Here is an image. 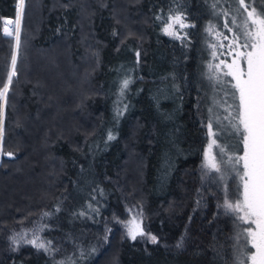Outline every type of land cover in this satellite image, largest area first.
Here are the masks:
<instances>
[{"label":"trees","instance_id":"1","mask_svg":"<svg viewBox=\"0 0 264 264\" xmlns=\"http://www.w3.org/2000/svg\"><path fill=\"white\" fill-rule=\"evenodd\" d=\"M129 1L26 0L4 108L5 151L14 157L0 158V264H236L234 218L218 207L224 182L202 168L210 99L201 71L216 0ZM16 4L0 0V81L15 50L2 21L15 18ZM170 8L195 25L184 43L156 19ZM127 77L128 109L117 123ZM109 130L116 139L107 140ZM129 199L158 243L121 234ZM89 203L98 212L79 215ZM42 210L51 215L40 218L49 226L41 236L60 251L11 250L7 233Z\"/></svg>","mask_w":264,"mask_h":264},{"label":"snow or ice","instance_id":"2","mask_svg":"<svg viewBox=\"0 0 264 264\" xmlns=\"http://www.w3.org/2000/svg\"><path fill=\"white\" fill-rule=\"evenodd\" d=\"M25 7L26 0H17L15 18L2 21V34L14 39L15 50L7 78L0 81V158L14 157L13 152L5 151L4 108L17 74ZM217 7L218 0L212 4L214 10ZM214 15L224 17L222 28L231 35L216 30L217 26L209 22L206 31L216 37V42L210 45L211 57L212 61L218 62L210 61L207 64L208 79L214 82V87L218 86L224 91V96L231 103H227V100L223 103L213 101L214 107L218 105L225 109L227 114L222 118L213 114V107L208 109L209 116L205 123L207 144L203 149L202 168L205 175L211 172L220 174L219 178L224 182L223 204L218 207L234 218L239 229L235 235L236 264H264V0H228V6L219 13L214 12ZM156 19L161 24L163 34L182 43L187 40V29L195 27L188 22V17L180 8H170L167 15H158ZM136 55L139 58V52ZM132 82L131 77L120 82L114 107L117 123L128 109L122 98ZM223 121H227V125ZM224 127L231 131L235 144L218 142ZM114 139L116 136L109 130L107 140ZM229 178L234 181L231 186L228 184ZM87 207L98 212L91 203ZM135 207L127 211L131 214ZM56 210L59 211V208ZM50 215L49 212L42 213V217ZM79 215L86 213L81 211ZM119 222L124 225L126 235L131 240L141 237L154 244L159 242L156 235L146 232L142 208L128 220ZM48 227L37 224L33 228L14 232L9 237L12 250L18 251L21 245H31L38 251L54 256L60 249L52 240L41 236ZM104 239L107 240V237ZM182 246L183 237L177 243V247ZM80 255L83 257L84 253L81 251ZM56 264H76V260L67 257Z\"/></svg>","mask_w":264,"mask_h":264},{"label":"rangeland","instance_id":"3","mask_svg":"<svg viewBox=\"0 0 264 264\" xmlns=\"http://www.w3.org/2000/svg\"><path fill=\"white\" fill-rule=\"evenodd\" d=\"M120 2L124 5V6H127V5H130L132 2H130L129 0H120ZM225 1L224 0H222V2H220L219 0H218V9H215V10H213V12H220L222 9H224V8H226L227 6H228V2H226V3H224ZM233 7H234V5H233ZM80 15V20L81 21H83L84 20V14L83 13H80L79 14ZM216 16V18H215V25L217 26L216 27V30H218V31H223V32H225V34H227V35H231L230 33H227V31L225 30V29H223L222 28V24H223V22H224V17L222 16V15H215ZM218 16V17H217ZM12 19H14V18H12ZM209 25H206V27H205V32H206V35H208V47H209V56H208V60L206 61V63H205V65H204V68H203V70L201 71V74L206 78V80H207V84H208V86H209V90L207 91V93H208V95H207V98H209L210 99V102H209V104L207 105V108L209 109L210 107H213V113L215 112V115H217V116H220L221 118L222 117H224L227 113L225 112V109L223 108V107H219L218 105L217 106H213V101H219V102H221V103H223L225 100H227V103H231V100L229 99V98H227V97H225L224 96V91L220 88V87H214V82L213 81H210L209 79H208V69H207V64L211 61V62H218V61H212V57H211V48H210V45L212 44V43H215L216 42V37L214 36V34H209L207 31H206V28L208 27ZM14 40V39H13ZM14 44H15V41H14ZM216 109V110H215ZM223 123H224V125H227V121H223ZM219 143H221V144H235L236 143V140H235V138L232 136V134L231 133H228V131L226 132V131H223L222 132V136H221V138H220V141H219ZM135 166V171H136V168H137V164H135L134 165ZM211 174H214V175H217V176H215L217 179H218V176H220V174H218V173H215V172H211ZM137 175V174H136ZM216 178H215V180H216ZM212 180H214V179H212ZM228 184L231 186V185H233L234 184V181L231 179V178H229L228 179ZM83 196V194L82 193H80L79 194V199L81 198ZM133 206H136L135 208H134V211H133V213H129L128 211H127V209L128 208H133ZM77 208V207H76ZM141 208V205L140 204H138V202H136V201H133L132 199H129L128 201H127V203L125 204V213H124V217H123V219H122V221H126V220H128L129 218H130V216L132 215V214H135V211H138L139 209ZM89 210V208L86 206V208L85 209H79V211H78V213H80L81 211H83V212H87ZM143 210V209H142ZM49 212V211H48ZM42 213H44V210H42L41 211V214H37L35 217L36 218H29V220L28 221H26V222H24L23 224H21V225H19L16 229H12L11 231H9L7 234H8V237H10L14 232H19V231H21V229H30V228H33L34 227V225H37V224H44V223H42L41 221H40V218L42 217ZM157 214V211L155 210V211H153V212H150V215H156ZM163 214H164V216H163V218H165V216H167V212H163ZM146 216H147V214L145 213V211L143 210V226L145 227V230H146V226H147V222H146ZM121 225V227H120V230H121V234L123 235V237H128L127 235H126V229H125V227H124V225L121 223L120 224ZM234 231H236V232H238L239 231V229L236 227V225L234 224ZM146 232H150V231H147L146 230ZM151 233V232H150ZM152 234V233H151ZM29 238H31V234H29ZM129 238V237H128ZM137 239L138 240H141V241H150V240H148V239H146V238H141V237H137ZM8 240V242H9V248L12 250V247H11V242H10V240H9V238L7 239ZM27 246H29V247H31V248H34V247H32L31 245H21L19 248H21V247H26L27 248ZM2 249H6L4 246L3 247H1ZM35 249V248H34ZM234 249H236V247L234 248ZM111 251H113V247H112V250ZM105 264H109V261H107Z\"/></svg>","mask_w":264,"mask_h":264},{"label":"water","instance_id":"4","mask_svg":"<svg viewBox=\"0 0 264 264\" xmlns=\"http://www.w3.org/2000/svg\"><path fill=\"white\" fill-rule=\"evenodd\" d=\"M5 19H12V17H6Z\"/></svg>","mask_w":264,"mask_h":264}]
</instances>
